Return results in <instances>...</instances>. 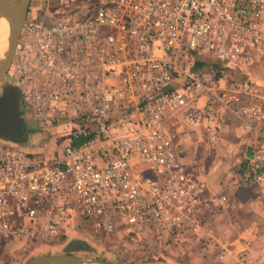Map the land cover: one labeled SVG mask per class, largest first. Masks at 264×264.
Masks as SVG:
<instances>
[{
	"label": "built area",
	"instance_id": "built-area-1",
	"mask_svg": "<svg viewBox=\"0 0 264 264\" xmlns=\"http://www.w3.org/2000/svg\"><path fill=\"white\" fill-rule=\"evenodd\" d=\"M200 53L258 63L264 0H87L53 22L27 19L11 66L23 122L75 110L92 136L75 143L74 129L46 152L0 138V244L62 238L82 225L145 250L199 240L206 211L228 197L209 194L185 159L183 139L213 113L194 101L208 94L264 137V102L235 109L252 88L208 83L191 63ZM179 115L191 130L182 135L170 126ZM257 154L245 155L246 185L263 180Z\"/></svg>",
	"mask_w": 264,
	"mask_h": 264
},
{
	"label": "rangeland",
	"instance_id": "rangeland-1",
	"mask_svg": "<svg viewBox=\"0 0 264 264\" xmlns=\"http://www.w3.org/2000/svg\"><path fill=\"white\" fill-rule=\"evenodd\" d=\"M85 1L87 0H30L27 19L43 18L46 22H53L67 16L71 9L83 6ZM47 5L49 8H47ZM198 56L205 60L201 61L203 65L198 69L205 74L204 77L208 83L213 82L215 87L224 89L234 87L240 90L243 87H246V85L252 88V92L248 94H245L244 92L239 94L240 100L234 104L235 109L241 106L264 102V55L258 63L251 66L240 67L241 70H235V66L227 65L218 61L209 53H200ZM193 58L195 59V56ZM193 58L191 59V63L194 65L195 61L193 62ZM214 63H218L220 65L218 66L220 68V74L214 68H211V64ZM4 83H11L15 85L12 80L11 69ZM2 92L3 88L0 86V95ZM209 99L210 96L208 94H204L197 98L194 102L196 103V106L207 110L209 109L207 108V105L209 104L210 107H212V110L208 111H213V113L216 114V112L219 111L218 107L219 105L221 106V104L213 99ZM78 117L79 114L75 110L71 111L68 116H62L57 112H51L48 120L46 121V125L42 124L26 128L29 132H26L27 138L22 141L23 143L25 142L23 146L27 150L34 152H46L55 149L65 142L67 136L71 134L74 129L78 128L81 123V120ZM175 119L179 118L177 117ZM236 120L240 126L238 133L249 139V143L255 144L253 143L255 139L258 141H262L264 139L261 134L262 129H260V126L259 128L257 127L259 130L254 129L252 131H247L244 122L237 116ZM173 122L174 119L170 122L171 128L174 127ZM258 125H260V123H258ZM172 130L176 132L174 129ZM220 130L221 125L216 124L214 131L217 137L219 136ZM22 131L24 130L22 129ZM245 132L247 134H245ZM9 143L13 145L20 144L15 141H10ZM249 143L246 142L244 144H240L237 149H235V158L234 160L232 159L233 161L231 160V167L233 168L235 174L232 177V182H234V184L229 185L227 183L225 184L227 187L230 186L232 188L236 187L237 189H246L245 187H255L258 185H246L243 183V177L248 170V162L245 156L246 153H248L250 158L254 155L256 156L258 153L257 155L262 156L261 159L264 163V154L260 151V149L263 148L261 144L257 145L255 148ZM191 145H196V141H193ZM251 149L253 150L251 151ZM228 160L230 161V159ZM190 166L197 176L203 178L191 164ZM135 167L144 170L147 165L136 163ZM207 188L209 194H226L228 200L226 203L220 206H213L212 210L206 211V217L203 223L204 229L201 235H199V240L192 239V236L181 238L179 240H174L172 243L173 248L169 250L159 248L156 251H153L151 249L145 250L135 246L133 241H131L126 234H99L93 232L90 228H88V226H80L79 228L82 230L81 232L79 231L77 233L73 231L70 235H64L62 238L49 240H11L1 243L0 264H23L34 256L66 253L107 259L111 261L133 263L251 264L254 257L251 258L250 256V250L249 247H247V236H244L241 240L242 245H238L239 248L237 246V248H235L239 260H236L233 256L226 257L230 253L229 250L233 246L231 242L235 241L238 236L235 231L228 227H231V218H229V213L230 209H233V204L231 203L234 198L232 190L223 187L222 192L218 193L212 191L209 185ZM249 192L250 191H248V193ZM226 215L229 219H226ZM65 238H67V240ZM258 239L260 242L263 241V238L260 235H258ZM257 252L261 254L260 250L256 251V253Z\"/></svg>",
	"mask_w": 264,
	"mask_h": 264
},
{
	"label": "crops",
	"instance_id": "crops-1",
	"mask_svg": "<svg viewBox=\"0 0 264 264\" xmlns=\"http://www.w3.org/2000/svg\"><path fill=\"white\" fill-rule=\"evenodd\" d=\"M207 108L212 110L209 104ZM218 108L219 111L216 114L211 113L199 127H196L194 134L183 139L187 149L185 159L207 181L212 191L221 193L223 187L232 190L234 196L231 201L233 209H230L231 227H228L235 231L238 236L235 241L231 242L234 247H231L230 253L226 257L233 256L236 260H239L235 248L238 245H242L241 240L244 236H247V247H249L251 258L254 257L251 264H264V180L257 183V186L245 187L246 189H237L236 187L232 188L225 185L227 183L229 185L234 184L232 177L235 174L231 167V162L235 158V149H237L238 145L249 143L250 141L244 135L238 133L240 126L235 114L230 110H225L220 105ZM218 119L221 123L218 122ZM173 123L174 127L172 129L181 135L184 134V131H191L182 117L175 119ZM216 124L221 125L218 137L214 131ZM245 134L247 133L245 132ZM193 141H196V145L192 146ZM253 143L256 145L249 144L255 148L261 144L263 148L260 151L264 154V139L262 141L255 139ZM226 158L227 160L230 159V161H227ZM248 191L251 193H248ZM229 218L226 215V219ZM79 231L81 232L82 230L77 227L74 232L78 233ZM258 235L263 238V241H259ZM65 239L67 240V238ZM259 250L261 254L256 253Z\"/></svg>",
	"mask_w": 264,
	"mask_h": 264
},
{
	"label": "water",
	"instance_id": "water-1",
	"mask_svg": "<svg viewBox=\"0 0 264 264\" xmlns=\"http://www.w3.org/2000/svg\"><path fill=\"white\" fill-rule=\"evenodd\" d=\"M30 0L20 4L17 0H0V21L7 20L9 29L8 45L0 55V138L21 143L27 138L22 131L23 119L19 114L20 95L15 85L4 83L14 60L21 33L29 12ZM23 264H152L119 262L107 259L86 257L75 254H52L34 256Z\"/></svg>",
	"mask_w": 264,
	"mask_h": 264
},
{
	"label": "trees",
	"instance_id": "trees-1",
	"mask_svg": "<svg viewBox=\"0 0 264 264\" xmlns=\"http://www.w3.org/2000/svg\"><path fill=\"white\" fill-rule=\"evenodd\" d=\"M194 61H195L194 62V67L195 68H200V66L203 65V63L201 61H205V60L201 59L198 55H195ZM217 64L216 63L211 64V68H214L220 74V70H219L220 68L218 67L220 65L219 64L217 65ZM232 66H234V65H232ZM235 67H236L235 70H241V68L239 66H235ZM22 129L25 132H29V130L25 128L24 123L22 125ZM76 131H79L80 136L77 139H75V143H81V142L91 138V136H92V133L89 131V127H86L85 125H82L80 128L79 127L76 128ZM24 143L22 142V144L20 143L19 145L24 147L23 146Z\"/></svg>",
	"mask_w": 264,
	"mask_h": 264
},
{
	"label": "bare ground",
	"instance_id": "bare-ground-1",
	"mask_svg": "<svg viewBox=\"0 0 264 264\" xmlns=\"http://www.w3.org/2000/svg\"><path fill=\"white\" fill-rule=\"evenodd\" d=\"M20 4H24L26 0H17ZM7 20L2 18L0 21V55L8 45L9 29Z\"/></svg>",
	"mask_w": 264,
	"mask_h": 264
},
{
	"label": "flooded vegetation",
	"instance_id": "flooded-vegetation-1",
	"mask_svg": "<svg viewBox=\"0 0 264 264\" xmlns=\"http://www.w3.org/2000/svg\"><path fill=\"white\" fill-rule=\"evenodd\" d=\"M18 110H19V109H18ZM19 114H20V113H19ZM23 123H24L25 128H28V127H29V124H28L27 121H24Z\"/></svg>",
	"mask_w": 264,
	"mask_h": 264
}]
</instances>
